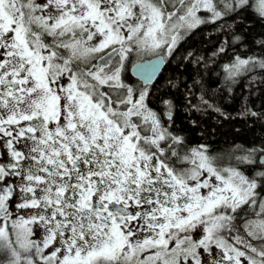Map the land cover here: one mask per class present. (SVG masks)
I'll use <instances>...</instances> for the list:
<instances>
[{
  "label": "snow or ice",
  "instance_id": "snow-or-ice-1",
  "mask_svg": "<svg viewBox=\"0 0 264 264\" xmlns=\"http://www.w3.org/2000/svg\"><path fill=\"white\" fill-rule=\"evenodd\" d=\"M250 9L264 20V0H0L6 264H264V142L237 157L253 174L206 145L181 155L172 101L151 106L160 60L136 65L143 86L125 76L134 54L171 57ZM223 28L214 56L242 42ZM257 68L264 56L224 65L229 80Z\"/></svg>",
  "mask_w": 264,
  "mask_h": 264
},
{
  "label": "trees",
  "instance_id": "trees-1",
  "mask_svg": "<svg viewBox=\"0 0 264 264\" xmlns=\"http://www.w3.org/2000/svg\"><path fill=\"white\" fill-rule=\"evenodd\" d=\"M222 25L224 32L241 36L242 42H230L226 53L214 56L227 38L218 31ZM261 39L264 20L252 9L242 17L209 24L207 32L199 28L180 45L176 57L165 64L153 84L152 101L166 97L175 104L173 130L186 144L205 143L216 160L234 159L236 152L241 156L242 149L264 142V118L246 111L264 113V83L259 82L264 72L257 68L229 80L222 68L236 56H264V49L256 43ZM196 101L203 104H194ZM193 104L197 107L191 108ZM7 259L5 253L0 264H6Z\"/></svg>",
  "mask_w": 264,
  "mask_h": 264
},
{
  "label": "flooded vegetation",
  "instance_id": "flooded-vegetation-1",
  "mask_svg": "<svg viewBox=\"0 0 264 264\" xmlns=\"http://www.w3.org/2000/svg\"><path fill=\"white\" fill-rule=\"evenodd\" d=\"M208 25H209V24H204V25L199 26V28L204 29V31L207 32V27H208ZM199 28H197V29H199ZM197 29L192 30L191 32H189V33L185 36L184 40H182L181 43L179 44L178 49L180 48V45H181L182 43H184V41H186V39H188V38H189V37H190V36H191V35H192ZM178 49L175 51V53H174L171 57L165 56V55H163V53L161 54V56H162V58H163V60H164V64H163V67L161 68V70L159 71V73L157 74V76L155 77V79L152 81L151 85H149V88H150L151 92H152L153 89H154L153 84L155 83L156 79H157L158 76L160 75V73H161L162 69L164 68L165 64H166L168 61H171V60H173V59L176 57ZM152 57H155V56H154L153 54H151V53H146V54H143V55H140V56H137V55L134 54V55L130 58V62H129L128 67H127V72L125 73V76H126L128 82L134 84V85L137 86V87L143 86V83H144V82L141 81L140 79L136 78V77L132 74V72H131V68H132V66H133L134 64H136L137 62L144 61V60L150 59V58H152ZM93 62H95V60H94ZM186 97H187V96H186ZM164 99H168V100H171V101H172V99H170V98H166V97H164ZM200 102H201V101H199V102L196 101V102H194V104H195V103L199 104ZM172 103H173V101H172ZM201 103H202V102H201ZM194 104L191 105V108H195V107H197V106H195ZM202 104H203V103H202ZM174 105H175V104L173 103L172 114L174 113V110H175ZM151 106H152L153 108L157 109V111H158V112H161V113L167 111V109H166V107H165L164 105L160 104V105L158 106L157 102H154V101H152V105H151ZM164 119L166 120L167 118L165 117ZM168 123H171V122H168ZM171 130L177 134V132H176L175 130H173V128H171ZM178 135H181V134H178ZM181 136H182V135H181ZM198 145H206V144H205V143H198V144H197V143H196V144H186V143H184V145H183V146L181 147V149H180V151H181V155H183L184 152H186V151L190 150L191 148L196 147V146H198ZM206 146H207V145H206ZM207 149H208V148H207ZM208 154H209V151H208ZM209 155H210V154H209ZM214 162H216L215 165H216L217 167H220V168L229 167V166H240V167H242V168H244V169L246 170V174H253L254 171H255V169H252V168L249 167V166H246V165H238V164H237V159H235V158H234V159H230V160H225V159H219V160H216V159L214 158ZM248 170H249V171H248Z\"/></svg>",
  "mask_w": 264,
  "mask_h": 264
},
{
  "label": "water",
  "instance_id": "water-1",
  "mask_svg": "<svg viewBox=\"0 0 264 264\" xmlns=\"http://www.w3.org/2000/svg\"><path fill=\"white\" fill-rule=\"evenodd\" d=\"M160 60V64H159V69H158V71H157V73H156V75L158 74V72L160 71V69H161V67H162V59L160 58V57H156V58H152V59H150V60H145V61H143V62H139V63H147V62H150V61H155V60ZM138 64V63H137ZM137 64H135V65H133V67L131 68V72H132V74L134 75V76H136L137 78H139L140 80H142V78L137 74V71H136V65ZM143 81V80H142Z\"/></svg>",
  "mask_w": 264,
  "mask_h": 264
},
{
  "label": "rangeland",
  "instance_id": "rangeland-1",
  "mask_svg": "<svg viewBox=\"0 0 264 264\" xmlns=\"http://www.w3.org/2000/svg\"><path fill=\"white\" fill-rule=\"evenodd\" d=\"M237 157H239V154H238V152H236L235 159H237ZM4 254H5V253H4ZM4 254H0V257H1L2 255H4Z\"/></svg>",
  "mask_w": 264,
  "mask_h": 264
},
{
  "label": "bare ground",
  "instance_id": "bare-ground-1",
  "mask_svg": "<svg viewBox=\"0 0 264 264\" xmlns=\"http://www.w3.org/2000/svg\"><path fill=\"white\" fill-rule=\"evenodd\" d=\"M224 71V75L227 77V73L225 72V70H223Z\"/></svg>",
  "mask_w": 264,
  "mask_h": 264
}]
</instances>
